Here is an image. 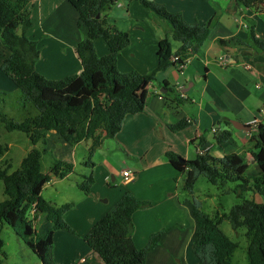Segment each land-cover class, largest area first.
<instances>
[{
    "label": "trees",
    "instance_id": "1",
    "mask_svg": "<svg viewBox=\"0 0 264 264\" xmlns=\"http://www.w3.org/2000/svg\"><path fill=\"white\" fill-rule=\"evenodd\" d=\"M29 0H0V41L8 54L0 62V70L8 76L21 94L23 104L30 103L37 111L20 122L14 121L0 112V123L7 131L24 132L32 147L21 159L19 166L9 172V167H0V180L3 183V196L0 200V223L18 228V234L42 264H50L53 235L59 229L72 231L62 215L69 211L72 203L60 207L41 196L44 186L52 178L62 179L73 171L72 162L54 160L47 172L41 167L42 152L35 147L43 140L45 131H54L68 145L91 140L89 151L100 145L101 138H115L121 130L127 114L142 112L145 107L146 87L160 71L170 66L183 64V60H172L174 56L185 58L198 52L210 34V20L203 23H187L180 13L165 10L148 0L136 1L162 17L169 25L171 39L179 44L172 50V42L163 38L156 50V66L148 74L136 71L119 72L117 56L130 43L127 32L107 23L103 14L116 0H67L77 12V28L82 38L75 51L80 60L81 71L61 79L45 78L35 69L40 50L37 41L26 34L32 26L30 13L26 8ZM250 7L262 0H235ZM99 15V17H97ZM256 49L264 52V39L250 34ZM101 38L108 47L104 56L97 55L94 40ZM235 44L242 43L232 38ZM224 43L223 40L220 41ZM172 91V88H167ZM160 96L163 93L159 94ZM167 95V94H166ZM165 95L166 108L178 97L171 99ZM191 122L180 119L168 124V129L178 132L188 128ZM256 133L249 136L253 141L251 156L259 174L248 175L249 165L244 154L231 152L222 157H213L208 152L197 154L192 160H185L173 151L165 156L172 167L185 173L184 189L192 191L199 175L211 184L223 188L227 182H238L233 191L241 194L252 191L264 197V124L258 123ZM231 137L229 130L214 136L217 144L226 143ZM89 164L93 162L88 160ZM87 164V162H85ZM94 177L90 174L79 184V188L89 193ZM191 212L195 221L196 237L191 251L197 258L195 264H231V258L238 247L219 227L227 219L234 229L245 227L246 264H264V202L243 199L230 207L227 213L218 212L211 217L192 201ZM147 201L125 191L115 204L106 211L88 230L83 239L104 264H146L147 252L159 242L166 230L152 234L142 248H137L132 237L133 213L147 207ZM38 214L43 218L35 228L30 220ZM1 247V240H0Z\"/></svg>",
    "mask_w": 264,
    "mask_h": 264
},
{
    "label": "crops",
    "instance_id": "2",
    "mask_svg": "<svg viewBox=\"0 0 264 264\" xmlns=\"http://www.w3.org/2000/svg\"><path fill=\"white\" fill-rule=\"evenodd\" d=\"M151 1L161 6L166 4L169 8L165 10L180 13L189 24H203L210 20V34L197 53L185 57L182 69L170 66L157 73L155 79L158 85L152 81L146 87L144 110L127 114L121 130L113 139L131 148L132 153L141 154V166L131 171V179H124L126 191L149 204L132 215V237L136 247L142 248L152 234L166 230L158 244L147 252L146 264H195L197 258L191 251V244L196 237V227L191 204L188 196L177 192V183L183 173L172 167L165 152L173 151L185 160L194 159L198 148L207 149L213 157L238 153L233 128L241 129L239 124L250 126L253 120L257 124H264V52L255 48L250 37L253 32L255 37L264 39V0L250 7L235 0ZM133 2L136 1L121 4L127 16L130 15ZM36 3L39 5L38 16L33 6L29 12L30 18L35 17L39 21L42 33L39 38H45L47 44L41 50L39 48L35 69L45 78L53 80L78 74L81 64L75 48L82 34L76 25V10L67 0H29L26 8ZM134 20L142 21L136 17ZM155 26L157 23L153 24ZM32 28L33 21L26 34L38 44L36 32ZM166 30L171 36L170 25L167 23ZM137 37L134 51L129 53L130 64H119L117 60L116 67L122 72L133 70L145 75L155 68L158 42L168 38V35L161 32L153 35L138 32ZM232 38L242 43L235 44ZM99 41L94 40V48L97 55L104 56L108 53V47L104 41V44ZM131 46L130 39L129 45L120 51V55ZM178 46V43L172 42V50L175 51ZM0 51L3 59L8 51L2 45ZM11 83V79L0 70V91L11 90ZM165 87L172 88V91H167ZM160 93L163 95L160 96ZM165 95L169 99L178 97L181 102L176 108L175 102L166 108ZM182 118L191 122L188 128L178 132L168 129V124ZM223 130H229L231 137L226 143L217 144L214 136ZM241 130L246 133L244 144L248 143L251 134L256 133L252 127L250 130ZM205 132L209 135L208 139ZM44 133L45 139L47 135L51 138L55 132L49 130ZM75 146L77 144L72 149ZM251 150L253 148L249 146L244 149L245 161L249 168L253 166L257 170L258 175L259 170L252 160ZM64 161L72 162L69 159ZM104 180L107 181L106 175ZM94 188L93 191L97 190L99 196L107 195L104 203L90 198L78 206L74 212L75 217L70 214L71 209L64 213L68 225L76 226L83 235L108 211L106 203L113 206L125 192L118 190L105 193L99 184L94 185ZM94 193L90 192V195ZM41 215L43 218L44 215ZM71 251V248L66 250L68 253ZM84 251L85 254L77 264H104L88 246Z\"/></svg>",
    "mask_w": 264,
    "mask_h": 264
},
{
    "label": "rangeland",
    "instance_id": "3",
    "mask_svg": "<svg viewBox=\"0 0 264 264\" xmlns=\"http://www.w3.org/2000/svg\"><path fill=\"white\" fill-rule=\"evenodd\" d=\"M148 1L161 6L159 3H155L151 0ZM9 2L10 4H14V0H9ZM123 2L125 1L116 0L115 4L103 14V17H106L109 25H113L121 31L127 32L131 39L132 46L130 49L122 55L119 53L117 56L119 64L121 62L126 65H128V63L130 64L129 53H133L134 51L133 46L138 41V32H146L151 35L156 32H161L162 34L168 35L169 40L173 42L171 36H169L168 30H166L167 22L161 19L156 12L139 5V3L133 2L130 15L127 16L125 8L121 7ZM38 7V3H36V5L30 4L27 5V10L31 12L33 8V11L36 12L37 15ZM162 7H166L165 9L169 8L166 4ZM135 17L140 18L142 21L134 20ZM31 20L34 22V29H32L36 32L38 45L41 50L47 43H45V38H39L42 35L39 21L35 17ZM155 23H157V26L153 27ZM98 40L104 44L101 38H98ZM1 57L0 51V59H2ZM153 83L156 86L158 85L156 79L153 80ZM11 84L13 86L11 90L8 89L5 90V92H3L4 90L0 91V112L5 113L8 117L17 122L37 114L36 109L30 103L23 104L20 92L13 83ZM233 131V138L237 143L238 153L244 154L245 157L246 153L244 149L248 146L253 148L254 142L248 140V143L244 144L243 141L246 139V133L237 128H233ZM205 135L208 139L209 135L207 133ZM63 144L65 145L63 139L54 133L51 138L47 135L45 139L40 140L35 145V147L42 152L40 161L44 172L49 170L54 160L69 159L74 165L73 171L69 173L68 177L64 179L52 178L42 189L41 196L51 201L56 207H60L65 203H72L73 207L71 208L70 214H73V217H75V210H77L78 206L83 201L92 198L97 202L101 201L104 203L107 199V195L99 196L97 190H94V195H90V192H94L93 189L96 188H94V185L99 184V187H101L105 193L118 190L126 191L125 180L121 174V169L133 172L141 166V154L136 155L132 153L131 148L124 146L122 143L119 144L116 139L108 137L101 138L100 145L92 151L88 149L91 146V140L81 141L74 149H72L73 145L64 146ZM31 147L32 144L24 132L16 130L7 131L4 129L3 124L0 123L1 168L9 167V172L15 170L19 166L21 158L26 155ZM88 160H91L93 164L90 165ZM85 162H87V164H85ZM256 173L257 170L253 168V166H251L247 172V174L251 176L257 175ZM90 174L93 175L94 181L91 185L90 192L85 193L79 188V184L85 181L86 177ZM105 175L107 176V181L104 180ZM184 179L185 173H183L182 179L177 183L178 194L188 196L190 203L192 201L196 202L200 209L211 217H213L217 211L227 213L232 205L240 203L243 199L264 202V197L249 190L241 192L240 195L235 193L233 190L237 188L239 181L227 182L223 188H219L208 182L203 175H199L193 185L192 191L189 192L183 187ZM3 198V183L0 180V200ZM106 205L108 210L112 207L109 203H106ZM32 214L34 213H30V220L36 228L42 220V215L38 214L34 218ZM62 218L64 219V214ZM71 221L74 223L73 219ZM219 227L232 241L238 244L231 258V264H246L247 243L244 235L245 227L234 229L227 219H224ZM70 228L72 231L66 229L55 231L54 242L51 248L52 261L50 264H77L80 257L85 254L84 249H87V245L83 239L84 235L76 226H70ZM17 231L18 228L14 229L4 223H0V264H42L41 260L24 243ZM70 248L72 251L70 253L66 252V250Z\"/></svg>",
    "mask_w": 264,
    "mask_h": 264
},
{
    "label": "built area",
    "instance_id": "4",
    "mask_svg": "<svg viewBox=\"0 0 264 264\" xmlns=\"http://www.w3.org/2000/svg\"><path fill=\"white\" fill-rule=\"evenodd\" d=\"M178 59L183 60V64H178V65H176V67L180 70V69H182L183 66H184L185 58H181V57H179V56H174V57L172 58V60H173L174 62H176ZM250 127L255 128V129L257 128L256 120H253V121L251 122ZM256 130H257V129H256ZM212 131H213V132H216L215 129H212ZM206 151H207V149H201V148H198V149H197V154H203V153L206 152ZM121 174H122V176L124 177L125 180L131 179V177L133 176V173H132L130 170H122Z\"/></svg>",
    "mask_w": 264,
    "mask_h": 264
},
{
    "label": "water",
    "instance_id": "5",
    "mask_svg": "<svg viewBox=\"0 0 264 264\" xmlns=\"http://www.w3.org/2000/svg\"><path fill=\"white\" fill-rule=\"evenodd\" d=\"M97 17H99V15H97ZM238 127H240L241 129H244V130H250V129H251L250 126H248V125H244V124H239Z\"/></svg>",
    "mask_w": 264,
    "mask_h": 264
}]
</instances>
